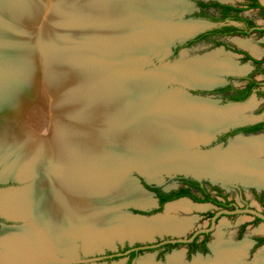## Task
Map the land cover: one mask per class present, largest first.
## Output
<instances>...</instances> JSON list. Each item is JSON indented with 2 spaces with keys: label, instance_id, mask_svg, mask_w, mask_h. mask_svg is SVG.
I'll return each instance as SVG.
<instances>
[{
  "label": "rangeland",
  "instance_id": "obj_1",
  "mask_svg": "<svg viewBox=\"0 0 264 264\" xmlns=\"http://www.w3.org/2000/svg\"><path fill=\"white\" fill-rule=\"evenodd\" d=\"M12 1L13 3L15 2V0ZM45 1L43 11L41 12L42 16H40V12H38L39 8L35 7V5L31 7L27 6L21 11L22 16L20 15L19 19V22H21L20 27L15 26V18H12L13 20L7 19L4 22H2V20L0 21V88L2 89V87L6 86L2 85L3 81L7 76H10L16 71V67L20 68L19 72L20 76L23 77L22 79H27V84L21 85V88L17 87L15 91L13 89V94L8 97L7 100L5 99L6 96L0 98V109H3L0 110V205L3 203L8 204V206L11 205L8 211L0 210V214L21 219L19 221H10L0 217V237L3 233L8 231L26 232L27 230L35 231L38 229V231L42 229L44 231H49L51 223L48 221H34L35 214L30 213V209L24 206V195L29 190L34 188L37 189L42 181L50 182L51 185L54 183L55 190H57L61 185L64 169L73 163H78L80 161V154H84V156L88 155L89 147L93 155H91L92 159L95 158L94 153H105L109 161L120 160L122 162L120 166L123 167L126 165V172L122 173L124 175L123 179H125L126 176L128 179L137 178L141 181L140 183L144 188L151 191L144 185V183H146L145 179L140 175L137 173L128 174L129 169L132 167L141 168L143 165L139 164L138 161L126 159L124 155L125 150L122 147L123 145H127L126 142H124L126 140L125 136L133 134L134 130L132 129L145 120L143 119L144 117L142 118V116H140V113L142 112L144 116H148L155 112L163 96L165 94L167 95L168 92L166 91L164 94L159 95V90L156 87H149L144 91L145 93L142 91L131 92L128 95V100H126L124 98V92L128 89L123 88V85L126 84L124 79H127V81L132 84H142L146 77L135 80L136 77L144 76L148 70L162 66V63L155 62V65L139 68V65L148 60L150 54H154L155 52L164 54L167 51L166 45L172 39V35L169 34V29L177 27L181 22L200 21L202 20V15L204 16L205 14L209 16L219 15L217 11L211 9L206 10L205 14H203V11L198 6V3L201 2L219 3L217 0H186L188 3H192L193 9L184 13L182 17L174 15L176 11H173L174 16H171L172 12H168L172 10L169 7L167 8L165 4L156 5V3H150L152 0H142V4H133V6H131H135L134 8H136V10L141 9L147 14L148 20L144 19L141 25L144 24V26L149 29V26H151V30L162 31L165 34L157 36L156 40L146 41L141 45L130 43L125 45V49L121 50V48H119L121 52H113L114 50L111 48H115L122 41L124 44L125 16L128 18L130 16L134 19L142 18L141 15L135 14L130 9H127L128 3L122 4L118 9H115L117 0L116 2L113 0L114 3L112 4L108 3L109 5L106 3V10H108L109 13L99 11L100 8L98 7L99 14L97 17L95 15L91 16L92 11L88 10L87 2H84V0ZM259 2L264 5V0H259ZM6 3H8V0H6ZM220 3L231 5L245 4L243 0H222ZM176 8L172 7L173 10ZM93 10L96 11V8ZM88 12L89 15L87 14ZM243 15L259 25H264V12L250 10ZM161 18H166L168 21ZM171 25L176 26L172 27ZM137 27L134 31L131 30L132 34H138L140 31L145 30V27L142 30H140L141 28L137 29ZM201 27L202 25H197L198 29H201ZM107 28L109 29L106 30ZM104 29L106 33L102 31ZM136 30L140 31L136 32ZM108 31L112 33H107ZM11 33L15 36L17 35L16 38H18V36L19 38L24 36L27 37L31 45H28V47L22 46L23 42L15 41ZM107 34L108 36L111 34V40L108 39ZM173 37H176V35ZM239 39L238 37L225 38V42L231 48L233 47L235 49L239 46L253 52L251 48L256 47L264 51V37L259 38L253 35L252 37L243 39L244 42H248V46L245 47L241 45L242 40L240 42ZM17 43L18 45H22L18 46ZM222 48H224L222 43H216L212 39L204 42L199 41L190 48L184 47L179 49L180 51L176 54L173 53L165 63L173 64L178 61L170 65V68H174L173 66L183 61H192L210 54L223 55V57L224 54H232L231 60L238 64L237 55L229 51H224ZM229 50L232 51V49ZM183 51H186V53L181 56ZM253 56L259 57V55L256 54ZM246 65H249V63H244V66ZM241 68L243 71L240 73H245L248 70V67ZM216 76H218V80L216 79L218 83H215V85L225 82V75ZM255 76L260 80L264 79V73H258ZM21 77H19V80H21ZM234 82L236 84L238 83L235 80ZM167 85L166 89L168 90L171 88L181 89V86L175 84ZM102 91L106 94L105 97H103ZM189 92L194 96L203 98L211 97L212 100H218L203 90ZM134 95L135 99L133 100ZM140 98L149 100L146 105H144L142 111L138 110L135 117H130L135 101ZM146 99L144 101H146ZM263 102L264 96L259 98L253 97L249 103H252L251 106L253 109L246 115L255 120L263 117ZM212 103L214 104L215 102ZM226 104L228 103H220V105ZM213 106H215V104ZM42 129H44L43 133ZM253 137H262L264 142V132ZM234 141V139H231V142ZM228 146V141L224 143L213 142L210 146L201 149L204 153H207L209 151L211 152L213 148L220 147L222 148L221 150H223ZM194 150L196 151L197 149H193L192 151ZM75 158H77L78 162ZM262 159L264 160V155ZM164 173L168 172H160L159 176L162 175V180L160 181L151 178L152 182L154 181L152 186H162L167 190L177 187V177L170 178L164 175L163 178ZM147 175L150 176L149 174ZM116 176L122 177V175ZM110 178L109 175L107 178L108 181H111ZM159 178L160 177H158V179ZM209 179L210 180H202L207 181L208 189L212 196H217L215 191L218 190L219 192H226L230 198L233 197V190L228 187L225 181L220 180L214 182L211 178ZM241 186V195L249 199V195L254 186ZM263 190L264 188H257L256 193L261 195ZM98 191L94 192L96 199L99 197V194H101V192L99 191V193ZM45 196L46 192L44 191V195L40 194L36 197V202L39 204L42 202L43 198L45 199ZM112 197L115 198L116 196ZM128 197L129 196H124L122 197L123 199H119L121 203V205H119L120 207L126 205V203H130L129 201H131V199L129 200ZM99 200L100 202L102 201L101 199H97L96 201ZM96 201H93L94 203L92 204H95ZM187 201H189V199ZM68 202L70 203L69 200ZM189 202L205 206V208L201 209L202 211L194 208V210H191L192 212L178 213L179 217L195 219L193 226L187 232L179 236L171 233H163L155 234L151 238H133L132 232L128 227L125 228L122 227L121 224L116 223V220L121 219L124 215L135 217L143 216L146 218L152 217L155 214L161 215L166 209L165 206L161 212L152 213L151 211L147 213L132 207L120 208L119 206L113 207L109 205L108 208H112L111 210L114 211L111 213L114 217L112 219V227H110V230H106L108 234L104 231L99 234L100 237L98 236L97 238L96 235L94 240L89 239L90 234L84 231L85 228H87V226L83 224L84 222L80 221V223L77 221L78 218L72 217L76 221H72L73 223H68V225L75 224L80 228H77V232L73 230L72 226L69 229L68 237L70 240L71 252L67 250V247L66 249L62 248V241L60 239V250L58 248L57 250H53V252H56L58 255L53 252V255L49 254L50 259L53 261L47 260V263L128 264L127 258H121L108 263L99 261L89 262L87 260L102 257L104 254L108 253H116L125 247L157 244L171 239H189L191 233L196 229L205 228L210 223L212 215H214V207L212 204ZM250 204L257 207L260 211L264 208V205L260 203V201L258 203L254 197L250 198ZM60 206L57 208L55 204V209L53 208L59 221L62 219V214L68 216V213L72 211L69 204L66 205V208L63 207L62 204ZM154 209L156 208H153V210ZM244 218L245 216L242 215H238L231 219L226 217L221 218L216 223L215 229L212 232L211 242L216 241V234L220 232L225 242L229 241L230 243H234L233 238L236 235L237 226L239 227L240 221ZM246 218L251 219L248 217ZM34 226L35 228H33ZM5 227L9 229L6 230L4 229ZM60 228H62L61 222ZM262 229H264L263 223L256 222L254 227L245 231L241 239H236L238 241L234 244H238V242L244 243L245 241L250 242L253 238H259V235H264V233L261 232ZM109 231H112L111 234H109ZM49 234L52 235L51 233ZM51 238H53V236ZM213 250L215 252L214 248ZM258 251H261L260 248ZM186 252L187 247L185 245L176 246L170 250L154 249L142 253L138 259H141L138 264L146 259L150 260L151 264H170L171 258L177 253L183 256L179 264H195L197 260H203V262L206 263L207 261L215 260L217 256L215 252V255L209 253L205 256L201 255L200 258L196 255L187 257ZM245 257L243 258L244 262L249 264L246 262ZM263 260L264 255L260 259L258 258V264L263 263ZM134 264H137V262L135 261Z\"/></svg>",
  "mask_w": 264,
  "mask_h": 264
},
{
  "label": "bare ground",
  "instance_id": "obj_2",
  "mask_svg": "<svg viewBox=\"0 0 264 264\" xmlns=\"http://www.w3.org/2000/svg\"><path fill=\"white\" fill-rule=\"evenodd\" d=\"M44 1L45 0H15L13 3L12 0H8V3H6V0H0V21L2 20V22H4L7 19L15 18V26L20 27L21 22H19V19L20 15L22 16L21 11L27 6L31 7L35 5V7L39 8L38 12H40L39 14L42 16L41 12L44 8ZM84 2H87L89 11L91 10L93 12V9L96 8V11L93 12L94 14L91 12V16L95 15L97 17L99 11L109 13V11L106 10L107 4L114 3L113 0H84ZM124 3H128L127 9H130L135 14L141 15L142 18L134 19L129 15V18L125 16V41L124 44L122 41L115 48H111L114 50L113 52L119 51V48H121V50L125 49V45L130 43L141 45L146 41L156 40L157 36L165 34L162 31L151 30V26H149V29L145 27L144 24L141 25L144 19L148 20L147 14L145 11L143 12L141 9V11L139 9L136 10V8H134L135 6H131H133V4H142V0H117L115 9L120 8ZM150 3H156V5L165 4L166 7H169L171 10L172 7L176 8V1L174 0H152ZM98 7L100 8L99 11ZM168 13H171V11ZM87 14L89 15V12ZM171 15L173 14L171 13ZM198 24L199 23H185L178 24L177 27H175L176 25H171L175 28L169 29V34L172 35V38H176L178 36L194 33L199 30L197 28ZM136 27L137 29L141 28L140 30L145 27L144 29L147 30H136V32H140L138 34H132L131 30L134 31ZM108 29L109 28L106 30ZM106 30L104 29L102 31L105 32ZM107 33L112 32L108 31ZM174 35H176V37H173ZM11 36H14L15 41H22V46L28 47V45H31L30 41L28 42L29 39L25 36L21 38L18 36V38H16L17 35L15 36L13 33H11ZM110 36L107 34L108 39H110ZM169 43L166 45L167 50ZM121 50L119 52H121ZM161 54L162 53H154V55ZM231 55L224 54L223 57V55L210 54L192 61H183L173 66L174 68L168 66V68L162 71L136 77L135 80L146 77L147 80L143 78L144 82L142 84H132L128 82L127 79H124L126 84L123 85V88L128 89L124 92V98L126 100H128V95L131 92H144L149 87H156L159 90V95L164 94L166 91L168 92L167 95L165 94L163 96L155 112L148 116H144L142 112L140 113V116H142V118L144 117L143 119L145 120L142 119L143 122L137 124V126L132 129L134 130L133 134L125 136L126 140L124 142H126L127 145H123L122 147L125 150L124 155L126 159L138 161L139 164L143 165L139 169L141 172L145 173L146 176H148L147 174L151 176H148L150 181H152L151 178L157 179L156 181L162 180V175L159 176L160 172L174 173L179 171L194 172L203 177H208V179L211 178L214 182L220 180L225 182L241 181L240 183L244 182L243 184L251 182L258 184V186H264V165L252 163L255 161L256 157L264 155V142L262 138L239 137L236 141L229 143V146L223 150H221L222 148H218L207 153H199V151L195 150V152L192 151L196 148L195 145L207 141V139L222 126H227L234 122L252 120V117L250 118L246 115L248 112L252 111V103L241 107L222 109L218 105L216 106V103H214L215 106H213L214 104L211 101L209 102V100L192 98L183 91H169L166 89V85L169 82L177 80L191 86L210 87L218 83V81H216V79L218 80V76L216 75L224 76L226 74L242 72L243 69L231 60ZM16 68V71L10 76H7L3 81L2 85L6 86L2 87V89L0 88V98L6 96L5 99L7 100V98L13 94V89L15 91L17 87L27 84V79L24 80L22 79L23 77L20 76V68ZM19 77H21V80H19ZM102 93L103 97H105L106 94L103 91ZM134 99L135 95L133 97V100ZM145 99L146 98H140L135 101L133 108L134 113L132 111L130 117H135L138 110L142 111L144 109V105H146L149 100L146 99V101H144ZM42 130L43 133L44 129ZM90 151L91 148L89 147L88 155L84 156V154H80L79 162L77 158H75L78 163H73L64 169L61 185L57 190H55L54 183L51 185L50 182L42 181L37 189L34 188L25 193L24 206L30 209V213L35 214L34 221H48L51 223V228L49 231H44L43 229L38 231V229L35 231H8L3 233L0 237V264H48L47 260L53 261L50 259L49 254L53 255V253H56L53 252V250H57V248L60 250V239L62 241V248L66 249L67 247V250L71 252L70 240L68 237L69 229L72 226L73 230L77 232V228H80L75 224L68 225V223L72 224L76 221L72 217L78 218L77 221L79 222H84L82 223L87 226L84 231L90 234L89 239L94 240L96 235L97 238L98 236L100 237L99 234L108 229L110 230L113 224L112 219L114 217L111 213L114 211L111 210L112 208H108L109 205L118 207L121 205L119 201L124 196H129V200L131 199L129 204H134L138 207L147 208L153 204V199L149 194L143 191L141 192L137 187L132 186L131 182L128 183L126 179H123L124 175L122 173L126 172V165L123 167L120 166V164H122L120 160L109 161L105 153H94L95 158L92 159V152ZM260 163H264V160L261 159ZM109 175L111 181L107 179ZM116 175H122V177H117ZM158 177L160 178L158 179ZM98 190L101 194H99L100 198L98 197L97 199H101V202L100 200L96 201L97 199L94 195V192ZM44 191L46 192L45 199L43 198L42 202L38 204L35 199L40 194L44 195ZM112 196L116 197L113 198ZM93 201H96L97 204H92L94 203ZM66 203L70 205L72 211L68 213L69 217L66 214H62V219L59 221L54 211L55 204L57 208H59L61 204L66 208ZM10 206L11 205L8 206V204L3 203L0 205V210L8 211ZM165 208L164 212L162 214L160 213L161 215L157 214L149 218L124 215L121 219H118L120 221L116 220V223L121 224L122 227H128L132 232L133 238L145 239L151 238L155 234L163 233H171L179 236L187 232L193 226L195 219L179 217L178 213L192 212L191 210H194V208L201 210L204 209L205 206L192 204L183 199L170 202ZM60 222L62 223V228H60ZM33 228H35V226ZM111 232L112 231H109V234H111ZM106 233L108 234V231H106ZM216 235L217 240L213 244V248L217 255L216 259L207 261L206 263L203 262V260H197L195 264H246L243 258L248 249L247 243L234 244L229 241L225 242L220 232ZM50 236H53V238ZM56 254L55 256L57 257L58 254ZM182 257L180 253L175 254L171 258L170 264H179ZM140 264H151V262L146 259Z\"/></svg>",
  "mask_w": 264,
  "mask_h": 264
},
{
  "label": "flooded vegetation",
  "instance_id": "obj_3",
  "mask_svg": "<svg viewBox=\"0 0 264 264\" xmlns=\"http://www.w3.org/2000/svg\"><path fill=\"white\" fill-rule=\"evenodd\" d=\"M245 2L244 5H231L227 3H218V2H210L205 3L207 6L204 8L202 6H198L203 11V14H205L206 10H214L217 11L219 15H202V20L204 22H207L211 25L210 28L205 29L203 33L210 32L214 29L218 30V33L215 34H209L206 35L203 38H200V40H197V42H194L190 44V46H187L185 48H190L192 45L200 42H204L207 40H214L216 43H222V46H224L225 51H235L234 54H237V62L240 67H248L247 72L245 73H238L237 76H228L225 78L226 82L221 83L218 85L215 89L211 91H206L207 93L211 94L213 98L218 99L221 103H246L251 102L253 97L259 98L261 96H264V79L260 80L257 78L258 73L262 74L264 73V56L259 58L254 57L249 51L239 47L231 48L226 42L225 38L230 37H238L239 40L247 39L249 37L257 36L259 38L264 37V25H259L256 22L251 21L250 18L244 16L243 14L250 10H258L260 12H264V5L259 2V0H243ZM258 3L260 5V8H253L252 5ZM215 4L221 5V7H215ZM225 6H231L236 9H240L241 12L237 13L235 11H231L228 13L227 16L230 19L228 22H219L220 20L224 19L225 9L223 7ZM237 18V19H235ZM230 26H234L235 28H230ZM233 32V33H232ZM198 34V35H199ZM197 35V36H198ZM195 36L194 38H196ZM192 38V39H194ZM191 40V39H190ZM193 42V41H190ZM189 42V43H190ZM247 42V41H245ZM184 47H180L179 49H182ZM178 49V48H177ZM175 49L174 54H176L179 49ZM229 49H232L230 51ZM257 62H262L260 64H257ZM244 63H249V65L244 66ZM228 79V80H227ZM238 82L237 84L234 82ZM264 103V102H263ZM263 125V128L261 130H242L244 128H249L252 126H258ZM264 132V116L261 117L257 122L244 125L235 129H232L218 137V139L215 142L224 143L227 142L230 139H233L235 136L238 135H257ZM214 142V143H215ZM177 187L171 188V189H164L162 186H149L147 183H144V185L150 189L157 199L158 208L154 209L152 213H158L162 211L166 203L168 202H174L178 201L179 199H189V201H193L194 203H209L212 204L214 207V215H212L210 219V223L205 228L196 229L194 232L191 233L189 240L185 244H179V243H163L160 242V246L156 247L157 250H170L173 247L185 245L187 247V257H193L196 256H205L211 253L212 255H215V252L213 250V242H211V235L213 230H210L213 225V218L221 213L216 223L223 217L226 218H234L238 215L245 216L244 219H242L239 223V227L237 226L236 235L233 238V242L237 243L236 241L240 240L241 237L244 235L245 231H247L249 228H253L256 222H262L264 225V221L260 218H258L256 215H253L251 213H247V210H254L264 215V208L260 211L257 209V207H254L250 204V198L254 197L256 201H260L264 205V190L261 195H258L256 193L257 188L253 187L252 192L249 195V199L244 198L242 193V183H226L228 184V187L233 190L232 194L233 197L230 198L226 192H219L218 190L215 191L217 196H212L210 194V190L208 189L207 181L204 180H198L193 175H177ZM224 211L233 212V214H224ZM240 211V212H236ZM209 215V214H208ZM251 218V219H247ZM242 224V225H241ZM241 225V226H240ZM203 230H206V232H201ZM225 238V237H224ZM231 238V237H230ZM238 239V240H236ZM230 240V239H229ZM240 242H238L239 244ZM141 245L128 247L129 249H133L135 252L138 250H135V248H139ZM126 248V247H125ZM123 248L121 251H118V253L123 252L125 249ZM260 248L261 251H258ZM154 250V249H152ZM129 253L131 250H128ZM126 251V252H128ZM263 252V253H262ZM118 253H108V254H118ZM128 253V254H129ZM106 254V255H108ZM127 254V255H128ZM264 255V235H259V238H253L252 241H250V246L248 247L246 251V257L245 260L249 264H258V258L260 259ZM124 258H127V261L129 262L130 256H126ZM101 262V261H99ZM108 262V261H103ZM112 262V261H110ZM132 264L134 262L132 261Z\"/></svg>",
  "mask_w": 264,
  "mask_h": 264
},
{
  "label": "water",
  "instance_id": "obj_4",
  "mask_svg": "<svg viewBox=\"0 0 264 264\" xmlns=\"http://www.w3.org/2000/svg\"><path fill=\"white\" fill-rule=\"evenodd\" d=\"M174 1H177V3L175 4V6H177V9L175 10L176 12H174L175 14L174 15H177L178 17H182L183 15H184V13H186V12H188V11H190V10H192L193 9V6H192V3H188L186 0H174ZM208 1V0H207ZM213 1V0H212ZM217 1H219V2H222V0H217ZM172 14H173V9H172ZM174 15H171V16H174ZM185 23H199V24H201L202 25V27H201V29H199L198 31H196V32H194V33H191V34H186V35H182V36H178V37H176V38H172L171 40H170V43H169V47H168V50L164 53V54H162V55H154V54H150L148 57V60H146V62L145 63H143V64H141V65H139V68H145V67H147V66H150V65H155V62H159V63H162V66H160V67H157V68H155V69H152V70H148L147 72H146V75H150V74H152V73H155V72H159V71H162L163 69H166V68H168V66H170V65H173L172 63H168V64H166L165 63V61L167 60V59H169L172 55H173V53H174V51H175V49H177L179 46H181V45H183V44H185L186 42H188L190 39H192V38H194L195 36H197L199 33H201V32H203L205 29H207V28H210L211 27V25L209 24V23H207V22H204V21H193V22H181V24H185ZM224 51H225V49L224 48H222ZM184 53H186V51H183V53L181 54V56L184 54ZM230 53H233V52H230ZM235 55H237V54H235ZM163 63H165V64H163ZM136 67V66H135ZM238 75V73H232V74H226L225 76H224V78H226V77H228V76H237ZM225 82H226V80H225ZM171 84H175V85H178V86H181V89H179V88H171V89H169V90H172V91H175V90H178V91H183V92H185L189 97H192V98H197V99H204V100H210V101H212V102H215V103H217V105L220 107V108H222V109H224V108H232V107H241V106H245V105H249V103L250 102H246V103H228V104H226V105H220V103L221 102H219L218 100L216 101V100H212L211 99V97H209V98H203V97H199V96H194V95H192L189 91H198V90H203V91H211V90H213V89H215L218 85H220V84H217V85H213V86H210V87H202V86H191V85H189V84H186V83H184V82H182V81H179V80H177V81H171L168 85H171ZM167 85V86H168ZM167 88V87H166ZM260 119V118H259ZM259 119H252V120H246V121H244V122H234V123H232V124H229V125H227V126H222L220 129H218L211 137H209V139H207V141H205V142H200V143H198V145H195L196 146V148L195 149H197L196 151H199V152H203L202 151V149L201 148H203V147H208V146H210L213 142H215L217 139H218V137L220 136V135H222V134H224V133H226V132H228V131H230V130H232V129H235V128H238V127H241V126H244V125H248V124H252V123H255V122H257ZM253 136H255V135H249V136H246V135H238V136H235L233 139L234 140H236L237 138H239V137H245V138H249V137H253ZM228 142L230 143L231 142V139L230 140H228ZM220 146V145H219ZM120 148V147H119ZM218 148H220V147H216V148H213V150L214 149H218ZM212 151V150H211ZM210 152V151H209ZM130 173H137L138 175H140L142 178H144L145 179V182L149 185V186H151L152 185V181H150V179L148 178V176H146L145 175V173H143V172H141V170L138 168V167H134V168H132V169H129V171H128V174H130ZM164 175L166 176V177H170V178H172V177H175V176H177V175H186V176H188V175H193L194 177H196L198 180H202V179H208L207 177H203V176H201V175H199V174H196V173H194V172H174V173H165V174H163V178H164ZM126 180H127V182L128 183H132V186H135V187H137L138 188V190H140L141 192L143 191V192H146L147 194H149L151 197H152V199H153V204L151 205V206H149V207H147V208H142V207H138V206H136V205H134V204H129V203H126V205H124V206H122V207H120V208H134V209H137V210H140V211H144V212H147V213H150L151 211H153V208H158V204H157V199L155 198V195H154V193L153 192H151V191H149V190H147L146 188H144L143 186H142V184L140 183L141 181L139 180V179H137V178H132V179H128L127 178V176H126V178H125ZM129 180V181H128ZM208 180H210V179H208ZM225 183H237V182H229V181H226ZM155 184H159V183H155ZM243 184V183H242ZM243 185H245V184H243ZM247 186H254V185H250V184H248ZM254 187H256V186H254ZM257 188V187H256ZM170 202H168V203H166V205H165V207L167 206V204H169ZM119 208V209H120ZM236 212H240V211H236ZM247 213H251V214H253V215H256L258 218H260V219H262L263 221H264V215L263 214H261V213H259V212H257V211H254V210H247L246 211ZM146 213V214H147ZM224 214H233V212H228V211H224L223 212ZM143 214H145V213H143ZM221 213H219V214H217L214 218H213V225H212V227H211V229L210 230H213L214 228H215V226H216V220H217V218H218V216L220 215ZM155 215H157V214H155ZM0 217H2V218H5L6 220H10V221H19V220H21V219H16V218H11L10 216H6V215H2V214H0ZM141 217H143V216H141ZM4 229H6V230H8L9 228H4ZM201 232H206V230H203V231H201ZM189 240H187V239H171V240H165V241H162L163 243H179V244H185V243H187ZM158 246H160V244L159 243H157V244H149V245H141V247H139V248H135V250H144L145 252L146 251H148V250H152V249H155L156 247H158ZM116 253H118V252H116ZM129 253V251L128 252H125V254L127 255ZM118 255L121 257V258H124L125 256H123V254L122 253H118ZM107 255L106 254H104L102 257H106ZM102 257H98V258H94V259H90V260H87V261H93V262H98L99 260H101L102 259ZM201 256L199 255V258H200ZM141 260V259H140ZM140 260H137L136 262H137V264H138V262L140 261ZM196 260V259H195ZM108 263V262H107Z\"/></svg>",
  "mask_w": 264,
  "mask_h": 264
},
{
  "label": "trees",
  "instance_id": "obj_5",
  "mask_svg": "<svg viewBox=\"0 0 264 264\" xmlns=\"http://www.w3.org/2000/svg\"><path fill=\"white\" fill-rule=\"evenodd\" d=\"M199 6H202V7H206L207 5L206 4H204V3H199ZM215 7H221V5H219V4H215L214 5ZM252 7L253 8H260V5L258 4V3H256V4H253L252 5ZM224 9H225V13L224 14H226V15H224V19L223 20H220L219 22H228L229 20H234V19H230L229 17H225V16H227L228 15V13H230L231 11H235V12H237V13H239V12H241V10L240 9H236V8H234V7H231V6H225V7H223ZM235 19H237V18H235ZM230 28H235L234 26H230ZM215 33H218V30L217 29H214V30H212V31H210V32H207V33H203V34H199L196 38H194V39H191V40H189L188 42H186L185 44H183V45H181V46H179L178 47V49L180 48V47H187V46H190V44H192V43H194V42H197V40H200V38H203V37H205L206 35H209V34H215ZM233 33V32H232ZM190 41H193V42H190ZM190 42V43H189ZM177 49V50H178ZM260 63H262V62H257V64H260ZM263 128V125H258V126H252V127H249V128H244V129H242V130H249V131H251V130H261ZM160 211V210H159ZM158 211V212H159ZM128 250H131L130 251V253L128 254L129 256H130V260H129V262H128V264H132V261L133 262H135V261H137L138 259H139V257H140V255L142 254V253H144L145 251L144 250H138L137 252H135L133 249H129L128 247H126L124 250H123V252H120V253H122L123 254V256H128V255H126L125 254V252L126 251H128ZM148 251H150V250H148ZM119 259H121V257L118 255V254H108L106 257H102V259L101 260H99V261H101V262H103V261H108V262H110V261H115V260H119Z\"/></svg>",
  "mask_w": 264,
  "mask_h": 264
},
{
  "label": "crops",
  "instance_id": "obj_6",
  "mask_svg": "<svg viewBox=\"0 0 264 264\" xmlns=\"http://www.w3.org/2000/svg\"><path fill=\"white\" fill-rule=\"evenodd\" d=\"M240 42H241V40H240ZM242 46H248V42H244V41H242V44H241ZM252 55H254V54H256V55H259V57H257V56H254V57H256V58H261V57H263L264 56V51L262 50V49H259V48H256V47H252L251 48V50L253 51V52H251L249 49H247ZM256 52V53H255ZM254 53V54H253ZM257 138V137H256ZM259 138V137H258ZM262 138V137H261ZM263 140V139H262ZM236 141V140H235ZM262 157L263 156H261V157H256V159H255V161H253L252 163H254V164H258V165H264V163H260V161H261V159H262ZM258 158V159H257ZM261 158V159H260ZM258 160V161H257ZM233 182H238V181H233ZM239 182H241V181H239ZM244 183V182H243ZM245 184H253L254 186H256L258 189L260 188V189H263L264 188V186H258V184H254V183H245ZM261 232L263 233L264 232V229H262L261 230ZM259 233V232H258ZM262 235V234H261ZM223 238V237H222ZM217 240V239H216ZM248 244V247L250 246V242L249 241H245V244ZM240 244V243H239ZM261 264H264V260H263V263H261Z\"/></svg>",
  "mask_w": 264,
  "mask_h": 264
}]
</instances>
